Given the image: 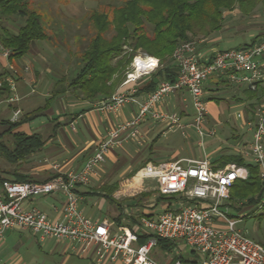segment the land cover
Segmentation results:
<instances>
[{
    "label": "built area",
    "instance_id": "1",
    "mask_svg": "<svg viewBox=\"0 0 264 264\" xmlns=\"http://www.w3.org/2000/svg\"><path fill=\"white\" fill-rule=\"evenodd\" d=\"M197 45L192 40L179 44L172 54L177 66L176 79L173 82L161 81L142 100H138V89L132 84L154 72L157 64L153 69L141 68V73L135 74L136 57L146 55L138 54L133 58L119 89L107 100L97 103L95 110L116 113L125 105L134 104L138 107L137 112L130 120L109 130L80 169L41 182L3 180L0 183V241L7 231L20 230L29 232L40 242L48 239L66 241L74 250L78 248L81 254L91 249L99 264H162L154 259L152 250L157 247V241L163 239L182 244L183 250L189 248L197 257L195 261L191 259L193 263L176 260L172 264H264V246L236 227L241 217L230 216V189L236 181L245 180L248 176L245 167L233 163L213 168L207 157L184 158L146 163L139 168L131 184L141 186L149 180L153 182L149 189L157 196L172 198L170 207L152 217L139 218V228L148 235L143 244L138 243V232L128 226L113 228L106 219L94 221L86 217L79 207L80 197L76 188L89 186L95 170L106 162L114 146L140 136L139 125L146 117L165 121L168 127L182 126L175 113L159 109L164 98L175 91L189 95L197 135L200 138L206 134L215 136L213 130L207 133L203 130V125L207 124L208 102L204 84L213 77L250 92L262 91L260 101L252 109L246 107L249 120L244 126L251 132V139L249 149L240 154L258 166L263 198L257 208L264 207V38L251 47L215 51L206 60L198 54ZM0 50L8 59L9 51L1 46ZM10 88L12 94L0 100V105H11L19 100L13 93L14 88ZM19 113V110H14L13 117ZM236 118L242 120L243 113L236 112ZM70 126L73 128V124ZM52 168L57 169V166ZM55 193L64 196L61 216L57 220L50 219L34 206H25L33 199ZM176 250L182 256L179 252L183 250L178 246Z\"/></svg>",
    "mask_w": 264,
    "mask_h": 264
},
{
    "label": "trees",
    "instance_id": "2",
    "mask_svg": "<svg viewBox=\"0 0 264 264\" xmlns=\"http://www.w3.org/2000/svg\"><path fill=\"white\" fill-rule=\"evenodd\" d=\"M258 5L264 15V0H125L121 5L113 8L110 15L92 13L89 21L93 23L95 34L86 49L81 52L80 66L73 77L67 79L62 76L57 79L52 86L51 96L46 99L43 107L23 115L19 120L0 121L1 125L6 126L0 133V137L5 133L11 134L13 146L9 148L8 143L0 142L1 157L9 164L17 165L31 153L43 147L45 140L40 134L28 135L21 131H12L19 125L40 116L54 99L69 93L89 104L110 98L119 89L126 69L138 51L158 59L159 66L154 72L144 76H150V80L138 86L137 95L153 92L161 81L173 82L177 76V66L172 59V54L179 44L207 38L219 32L222 29L224 12L237 8L241 14L247 16ZM2 18L21 20L15 32L6 27H0V44L9 51L10 63L27 55L35 42L45 41L49 37L42 26L40 16L29 8V0H0V19ZM262 38L264 35L257 34L249 42H243L242 45L234 48L251 47ZM234 48L220 49V51ZM12 77L14 76L10 69L0 67V100H5L12 94L8 84V79ZM216 78L210 79L221 84L228 82L219 77ZM244 95L247 107L252 109L260 101L262 91L259 89L256 92H250L245 89ZM231 163L245 167L248 176L245 180L236 181L230 189V216L237 218L238 214L245 210L247 213L241 218H249L253 214V209L263 198V183L259 177V169L257 164L247 160L240 153L221 155L211 161L213 168H221ZM145 164L143 162L139 165ZM133 174L134 169L127 176L131 177ZM3 180L0 176V183ZM13 181L26 182L31 179L19 175ZM117 186L118 182H114L100 189V196L119 210V215L108 221L113 228L128 226L134 232H138V243L143 244L148 235L142 233L139 228V218L152 217V215L137 212L129 219H125L122 213L123 202L116 201L111 196ZM153 196H157L155 192H145L141 193L140 198L147 199ZM155 202L156 205H161L165 209L170 207L172 198L157 196ZM261 244L264 246L263 242ZM157 247L160 251L169 253L177 245L162 239L157 241ZM176 260L193 263L179 255L174 257L173 262Z\"/></svg>",
    "mask_w": 264,
    "mask_h": 264
},
{
    "label": "crops",
    "instance_id": "3",
    "mask_svg": "<svg viewBox=\"0 0 264 264\" xmlns=\"http://www.w3.org/2000/svg\"><path fill=\"white\" fill-rule=\"evenodd\" d=\"M218 44L219 42L210 43L205 40H200L197 45V52L202 59L206 60L215 51L220 50ZM3 61V66L8 65L7 61ZM26 61L30 62L29 64L31 66V70L29 72L23 70V65ZM21 65V72H19L15 69V67L10 65L11 70L14 72V77L10 85H12V87L14 88L13 93L19 97V100L11 105L6 103H2L0 105V121L17 120L19 115H21L19 104L22 102V100L25 101L30 98L31 95L35 93V88L37 87L41 88V93L43 98H45V101L51 96L50 89L52 88L55 81L52 84L46 81V78L42 75L43 73H41L40 69L36 68L33 62L30 59H27L26 57L22 58ZM48 66L49 65H45L44 74H53L52 71L48 68ZM144 78H141L139 81L136 82L137 87L150 80V76ZM213 78L215 79L216 77ZM204 90L205 95H207L208 99L206 124L207 126L212 124V122H216L217 120L219 121V119L220 125H222L223 121H225V115L230 110H235L236 112L241 111L243 113V119L239 120V126H231L230 131L228 130V132L226 133L225 139L220 140V156L238 154L242 151L248 150L251 139V132L247 130L246 126H244L245 121L249 120V114L246 112V107L248 104L244 95L245 88L239 85H234L230 82H227V84H221L218 83V81L209 79L204 84ZM211 91L218 92L212 93ZM184 93L186 92L175 91L174 93L168 95L159 105V109L162 112L166 113H174L176 110H180L179 112L181 113V115L185 114L183 118H181L182 123L188 115L186 111L187 108L184 107L185 99L183 98L184 95L188 94ZM146 95V93H140L137 95V98L138 100H142L146 97ZM64 96L56 98V101H58L57 99L63 101ZM66 96H68V94ZM216 99L219 100L217 101ZM97 103L89 104L88 102L81 101L75 98L72 105L67 108L69 109L68 113L70 114H67V117H64V123H62L60 120V117L63 116V114L59 113L54 115L48 125L42 124L40 122L36 125L35 128H32L31 124H33L35 120L23 123L28 124V127L25 128L23 131L24 133L28 135L32 133L40 134L43 140H45V144L40 150L31 153L27 158H25L23 162L28 163L29 166L19 167L18 169H21L22 171L10 172L8 169L1 170L2 172L0 176L2 177V179L13 181L19 175H22L29 177L31 181L41 182L80 169L85 160L91 154H93L95 148L97 147L101 139L106 135V133L116 127L118 124L130 120L138 109V107L134 104H127L119 112L106 113L95 110L94 106ZM26 104L31 105L29 101H27ZM14 110L20 111L19 115L16 118L13 117ZM36 110L37 109L33 110L32 112ZM94 112H96L97 114H95ZM69 115L71 116V119L69 118ZM87 115L90 116L89 120H87L86 118ZM78 121H81L82 130L80 131V134L75 128L73 130L71 127H69V131L75 133L73 138L69 139L65 133H62L60 136L62 137V139H57L58 132L63 124L67 123L68 125H70L74 123L75 125V123ZM0 127L1 129L3 128V130L1 131H4L6 128L5 125L1 124ZM166 128H168V126L165 121H156L151 119L150 117H146L139 125V137L141 139V144H139L140 146H137L135 148L132 145L127 144L129 142L126 141L122 144L114 146L111 149V151L106 157V160H108L109 164L112 165L111 171L118 172L117 177H114L110 180L108 178L107 171H101L100 167H98L95 170L94 175L91 177L89 186L76 188V193L80 197L79 207L86 217L94 221H101L104 219L109 220L110 218L119 215V210L117 209V207L114 204H110L103 196H100V189L106 184L109 185L114 182H118V186L116 190L111 194V196L116 201H119L118 199H120L121 197H125L124 195H128L125 187L131 185L132 182L130 180L132 179V177L130 178V180H125L127 181L125 184H122L120 182V180L123 177L127 176V174H129L132 170V166H130L131 163H129V160L126 163L128 157L132 159L137 157L135 159L136 165L141 164L143 162L158 163L162 161H174L184 158L200 159L203 157H207L204 151V147L202 148L203 151L200 153L202 155L199 154L198 156H196L194 153L186 156L163 154L161 150L157 147V141ZM245 143L247 144L246 146H244L243 148L239 147L244 145ZM145 148L146 152L143 154L142 151ZM140 152L142 153L141 156L139 155ZM117 154L118 159H124L125 163H122V165L116 167L115 161H117ZM214 158L215 157H210L209 160L212 161L214 160ZM54 165L57 166V169L52 168ZM133 175H135V173ZM140 195L141 193L137 195L132 194L130 199L128 198L129 200L133 199L127 202L129 206L127 204H123L122 213L124 214L123 217L125 219H129V217L134 216L137 212L138 214L144 213L146 215L151 214L152 216H154L158 214L162 209H164L163 206L156 205L154 199L153 204H148L147 208L149 209H146L144 211V208H142V210H140L138 208V205L142 203L143 200H146L140 198ZM150 198H147V200H150ZM63 205L64 196L60 193H55L51 196L38 198L37 200L25 204L26 207L34 206L38 208L52 220H57L60 218ZM93 205H97V207L100 208V210L102 211L101 215L98 216L96 213H91L94 208ZM156 208H160L161 210L158 212ZM111 209H115L117 213L115 216H108V213L111 212ZM17 231H19V233L21 234L31 235L29 232L26 231ZM37 243L39 244L41 252L43 251L42 253L46 254L48 257L58 256V264H99L95 261L94 254L91 249L87 253L81 254L78 248L74 250L71 244L66 241H55L52 239H48L43 242L37 240ZM6 245L7 244L5 243V240L2 239L0 241V260H2L5 264H26L23 262L22 259H16V254L13 251L11 252L10 250H7ZM177 246L179 249L181 248V250H183L182 244L179 243L177 244ZM173 259L174 258H172V262L164 260L162 262L160 261V263L172 264ZM196 259L197 257L193 258L194 261ZM189 260L191 261V259Z\"/></svg>",
    "mask_w": 264,
    "mask_h": 264
},
{
    "label": "rangeland",
    "instance_id": "4",
    "mask_svg": "<svg viewBox=\"0 0 264 264\" xmlns=\"http://www.w3.org/2000/svg\"><path fill=\"white\" fill-rule=\"evenodd\" d=\"M124 1L125 0H29V8L35 11L40 16L42 26L46 30L49 37L45 41L35 42L32 45L29 53L24 57L30 59L33 62L34 66L40 69L41 73H43L42 75L45 76L46 81H48L50 84H52L57 79H60L62 76L70 79L71 77H73L75 71L80 66L79 56L81 52L86 49L89 41L95 34V28L93 26V23L89 21V16L94 12L100 14L106 13L110 15L112 9L116 6L121 5ZM223 16L224 19L222 29L215 34H212L209 37L202 38L200 40H205L210 43L219 42L218 47L220 49H227L242 45L243 42H249L257 34L264 35V15L260 9V5L253 9V11L247 16L241 14L237 8L232 11L224 12ZM20 23L21 20L17 18L0 19V27H6L12 32L16 31V28L18 25H20ZM110 34H112V32ZM200 40L192 41L199 43ZM0 46L2 47V49L4 48L1 44ZM138 54L145 53L138 51L137 55ZM153 59L156 60V64L158 67V59ZM3 60H5V62L7 61L8 65L3 66ZM21 63L22 58L18 61L13 60V62L10 63L8 59H5L2 56V51L0 50V67L10 69L13 76L14 72L11 70L10 65L21 72ZM29 63V61H26L25 64L23 63V70L27 72L31 70V66ZM45 65H49L48 68L52 71L53 74H44ZM130 65L126 70H130ZM12 79L13 77L8 79L9 86H12L10 85ZM37 88H35V93L32 94L30 98L25 101L22 100V102L19 104L21 115H19L18 120L21 119L23 115L44 106L45 98H43L42 96V90L40 87L38 89ZM50 90H52V88ZM211 92L215 93L218 91ZM183 98L185 99L184 107L187 108V118L185 117L186 119L183 121V123H180L182 125L181 127H177L175 125L166 128L157 141V147L163 154H172L176 156H186L192 153L198 156L203 151L202 148L204 147V151L208 159L210 157H219L220 140L225 139L226 133L228 132V130L230 131L231 126H239L240 121L236 118V111L230 110L225 115V121H223L222 125H220V119L219 121L217 120L216 122H212V124L208 126L204 124L203 130L205 131V133H207L208 130H213L215 132V136L211 137L206 134L202 138H200L197 135L195 125L192 122V115L194 112L191 100L188 95H184ZM74 99L75 97L73 95H70V93L68 94V96H64L63 101H60L59 99H57L58 101H56L55 99L49 104V109H45L40 116L33 119L35 121L33 122V124H31V127L35 128L36 125L40 122L42 124L48 125L50 120L57 113L63 114V116L60 117V120L62 123H64V117H67V114H70L68 113L69 109L67 108L72 105ZM27 101L31 103V105L29 104L30 106L26 104ZM179 111L180 110H176L174 113L179 117L181 121V118H183L185 114L181 115ZM94 113L97 114L96 112ZM69 118L71 119L70 115ZM86 118L87 120H89L90 116L87 115ZM27 127L28 124H21L13 129L12 132H23ZM69 127L71 126L67 123L62 125L57 135L58 140L62 139V137H60L62 133H65L69 139L73 138L75 133L69 131ZM74 128L78 130V133L80 134V131L82 130L81 121L76 122L75 125L73 123L72 129L74 130ZM1 130H3V128L1 129L0 127V132H2ZM11 141L12 138L11 134L9 133H5L2 137H0V142L8 143L7 145L9 148L13 147ZM128 142L129 143L127 144L132 145L136 148L137 146H140L139 144H141V139L140 137H138L136 140H129ZM200 142L202 143V145L200 144ZM246 145L247 144L245 143L244 145L239 147L243 148ZM144 150L142 151L143 154L146 152V148ZM142 153L140 152L139 155L141 156ZM116 156V167L122 165V163H125L124 159H118V154ZM136 158L137 157L132 159L128 157L126 160V163L128 162V160L129 163H131L130 166H132L131 169H134V173H136L139 168L144 166L139 164L136 165ZM28 166L29 164L25 162L17 165H11L6 162L0 155V174L2 172L1 170L8 169L10 172H20L22 170L18 169L19 167ZM111 166L112 165L109 164L108 160H106L104 164L99 166L101 171H107V175L110 180L114 177H117L118 175V172L111 171ZM133 176L134 175H131V177ZM131 177L125 176L120 180V182L122 184H125L127 182L125 180H130ZM130 181L132 182V179ZM152 186L153 182L149 180L145 181L142 186H140L139 184H131L129 186H126L125 189L128 195H124L125 197H121L118 200L122 201L123 204H127L132 194L137 195L139 193L148 192V190L150 192H153L152 189H149V187ZM156 197L157 196H153L150 198V200H143L142 203L138 205V208L140 210L144 208V211L146 209H149L147 208L148 204H153V200ZM37 199L38 198L33 199L32 201ZM93 207L94 208L91 212L92 214L96 213L98 216L102 214V211L97 207V205H93ZM156 210L159 212L161 209L156 208ZM110 211L111 212L108 213V216H115L117 214L115 209H111ZM246 213L247 211L243 210L238 214V217H242ZM252 213L253 214L251 217L245 219L241 218L240 220H238L236 227L242 233H246L248 237L255 240L256 242L264 243V209H258L256 207L255 209H253ZM3 240H5V243L7 244V250H10L11 252L13 251L16 254L15 258L22 259L26 264H58L59 257H48L46 254L42 253L43 251L41 252L37 240L31 235L21 234L17 230L10 231L4 235ZM179 253L182 254V257L186 259L196 258V255L192 254L189 248H185L182 252ZM152 256L159 262H162L164 260L172 262V258H174L175 256L177 257L178 252L176 248H173L172 251L168 253L160 251L158 247H155L152 250ZM0 262L1 264H5L2 260H0Z\"/></svg>",
    "mask_w": 264,
    "mask_h": 264
},
{
    "label": "bare ground",
    "instance_id": "5",
    "mask_svg": "<svg viewBox=\"0 0 264 264\" xmlns=\"http://www.w3.org/2000/svg\"><path fill=\"white\" fill-rule=\"evenodd\" d=\"M135 64L137 66V71H136L135 74H138V73H141V68H143L144 70H149V69L155 68V66H156V60L153 59V58H151V57H149L148 55H146V57L137 56L136 57V60H135ZM139 80H137V81H139ZM136 82L132 84V85L135 84L134 85L135 87H137ZM137 89H138V87H137Z\"/></svg>",
    "mask_w": 264,
    "mask_h": 264
}]
</instances>
